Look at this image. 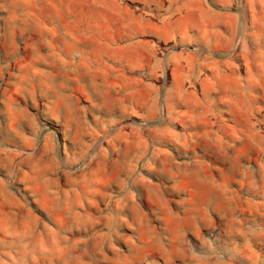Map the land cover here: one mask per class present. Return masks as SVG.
<instances>
[{
	"label": "rangeland",
	"instance_id": "rangeland-1",
	"mask_svg": "<svg viewBox=\"0 0 264 264\" xmlns=\"http://www.w3.org/2000/svg\"><path fill=\"white\" fill-rule=\"evenodd\" d=\"M0 264H264V0H0Z\"/></svg>",
	"mask_w": 264,
	"mask_h": 264
}]
</instances>
